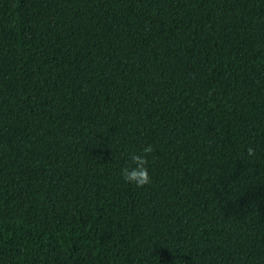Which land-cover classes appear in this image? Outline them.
I'll return each instance as SVG.
<instances>
[{"label":"trees","instance_id":"obj_1","mask_svg":"<svg viewBox=\"0 0 264 264\" xmlns=\"http://www.w3.org/2000/svg\"><path fill=\"white\" fill-rule=\"evenodd\" d=\"M0 264H264V0H0Z\"/></svg>","mask_w":264,"mask_h":264}]
</instances>
